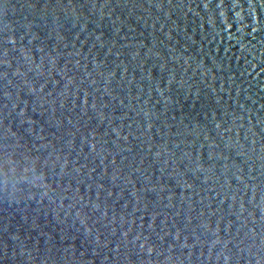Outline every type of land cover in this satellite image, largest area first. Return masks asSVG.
I'll use <instances>...</instances> for the list:
<instances>
[{
	"label": "water",
	"instance_id": "obj_1",
	"mask_svg": "<svg viewBox=\"0 0 264 264\" xmlns=\"http://www.w3.org/2000/svg\"><path fill=\"white\" fill-rule=\"evenodd\" d=\"M239 5L0 0V264H264V0Z\"/></svg>",
	"mask_w": 264,
	"mask_h": 264
},
{
	"label": "clouds",
	"instance_id": "obj_2",
	"mask_svg": "<svg viewBox=\"0 0 264 264\" xmlns=\"http://www.w3.org/2000/svg\"><path fill=\"white\" fill-rule=\"evenodd\" d=\"M222 3H223V0H221V5H222ZM248 5H249V7H248V12L250 11V9H252V0H248ZM219 6V5H218ZM232 7L234 8V9H237V8H240V5H239V0H232ZM243 9L242 8H240V10L239 11H235V13H234V15H235V20L237 21V22H242L243 20H244V16H243ZM220 16L221 17H225V12H224V10L223 9H221V11H220ZM225 20H226V18H225Z\"/></svg>",
	"mask_w": 264,
	"mask_h": 264
}]
</instances>
